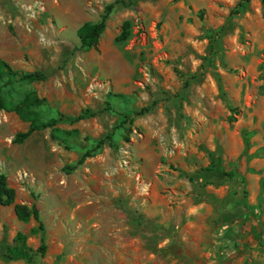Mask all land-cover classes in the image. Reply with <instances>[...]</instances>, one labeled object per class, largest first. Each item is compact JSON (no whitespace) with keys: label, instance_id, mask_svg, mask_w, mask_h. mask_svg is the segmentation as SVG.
Instances as JSON below:
<instances>
[{"label":"rangeland","instance_id":"obj_1","mask_svg":"<svg viewBox=\"0 0 264 264\" xmlns=\"http://www.w3.org/2000/svg\"><path fill=\"white\" fill-rule=\"evenodd\" d=\"M115 1L0 0V60L47 76L3 78L0 96L34 91L40 119L61 120L18 144L29 123L0 111V174L47 244L6 259L41 232L0 205V264H264L261 0H134L82 49L77 30Z\"/></svg>","mask_w":264,"mask_h":264},{"label":"trees","instance_id":"obj_2","mask_svg":"<svg viewBox=\"0 0 264 264\" xmlns=\"http://www.w3.org/2000/svg\"><path fill=\"white\" fill-rule=\"evenodd\" d=\"M175 1V0H172ZM249 0H240L238 8H242L247 4ZM264 7V0H261ZM134 0H116L115 2L108 4L101 15L100 19L96 23H84L78 30L77 36L80 42V47L82 49H96L99 43V40L106 29V21L110 14L112 13L116 5L122 6H131L133 5ZM128 23L123 25L124 32L118 37V41L125 40L129 32L127 31ZM3 78L6 79L7 83L13 81H22V82H43L46 80L47 76L41 71H34L26 74H18L15 72L11 66L0 60V80ZM43 99L39 98L34 91H26L23 95V98L20 101H12L11 99H5L0 96V111H5L9 113L16 114L24 122L29 123L28 129L24 133L17 134L13 143H22L33 133L46 130L49 128L55 127V125L60 122V119H54L50 121H42L36 111L33 108L39 107L43 103ZM146 110H142L138 113L142 114ZM85 115H79L73 120L68 119L69 121H80L83 120ZM123 121H126L129 116L127 114H122ZM91 153L87 152L81 156L77 165H80L84 162L87 157H90ZM251 156L247 155V147L245 148L241 160L243 163H246ZM232 176L233 173L230 172L227 174ZM14 203V190L9 188L5 176L0 174V205L14 207V214L16 218L22 222H27L30 219H33L37 223L36 229L34 232H41L40 245L36 250L32 249L27 243V236L21 232H18L12 241V245L5 247L4 257L11 261H26L28 263H34V260L37 256L43 257L47 251V244L45 238V228L40 219L39 209L35 204L31 207L25 205L13 204Z\"/></svg>","mask_w":264,"mask_h":264}]
</instances>
